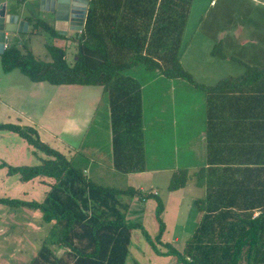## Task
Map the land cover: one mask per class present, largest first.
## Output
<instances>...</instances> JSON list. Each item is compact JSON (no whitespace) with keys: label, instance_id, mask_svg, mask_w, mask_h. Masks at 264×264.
Wrapping results in <instances>:
<instances>
[{"label":"trees","instance_id":"1","mask_svg":"<svg viewBox=\"0 0 264 264\" xmlns=\"http://www.w3.org/2000/svg\"><path fill=\"white\" fill-rule=\"evenodd\" d=\"M168 1L172 0H163L160 5L167 7ZM157 3L158 0H89L83 29L73 37L77 42L74 64L68 63L66 49L54 44H47L50 61L41 60L31 49L23 52L17 46H9L2 53V63L4 70L18 69L34 82L102 85L110 101L113 167L125 174L146 169L141 85L125 72L144 64L149 70L158 69L205 92L210 158L207 166L193 171L196 184L206 188V196L194 201L196 208L203 212L200 223L181 249L164 242L162 232L166 225L160 216L162 203L157 211L160 234L154 239L141 223L130 222L127 214L134 198L144 201L149 196L158 197L156 193L133 186L121 189L100 185L66 154L41 141L34 128L1 124L0 128L20 133L46 155L37 165L11 167L10 171H20L25 181L46 178L50 188L42 201L0 197V202L40 207L47 221L55 220L58 244L69 248L65 256L58 258L44 244L29 264H126L132 231L137 228L158 255L175 256L180 264H264V256L258 255L263 233L259 221L249 225L253 229L249 250L244 247L250 231H242L241 220L223 223L233 208L252 211L255 204L264 203V161L231 158V151L241 139L237 134L233 140L230 137L232 116L235 120L246 117V105L256 100L247 97L246 77L264 73V63L251 65L227 55L216 44L212 55L240 62L246 67V75L229 76L213 85L198 82L180 61L181 34L173 46L157 49L150 45L152 41L147 42L150 29L167 31L181 23V33L192 0H174L171 10L177 14L169 16L155 15ZM37 26L53 36H63L41 20ZM213 128L217 129L215 138L211 136ZM190 172L188 167H177L168 189L185 187Z\"/></svg>","mask_w":264,"mask_h":264},{"label":"rangeland","instance_id":"2","mask_svg":"<svg viewBox=\"0 0 264 264\" xmlns=\"http://www.w3.org/2000/svg\"><path fill=\"white\" fill-rule=\"evenodd\" d=\"M249 2L251 3L250 0ZM193 4L185 33V37L190 43L182 55V60L198 82L210 85L245 70L242 64L233 61L230 57L225 60L212 55L213 47L216 44L221 45L223 51L229 56H235L249 62H264L263 37L260 42L244 48H241L238 42L236 44L231 41L230 44L224 43L221 38L215 37L217 28H230L239 20L241 21L240 11L243 8L249 9L250 14H252L250 23L262 27L264 25L263 5L250 8L248 0H214V2L212 0H194ZM37 13L40 14V19L44 21L51 19V26L56 28L55 22L48 14L40 10ZM76 32L71 30L68 39L54 37L49 31L39 28L31 33H26L28 37L24 43L20 42L14 46L23 52L31 49L41 60L50 61L52 57L47 49V44L61 45L66 48L67 61L72 65L77 53V44L72 40V36H75ZM261 34L264 36V32ZM224 35L229 34L224 33ZM153 72L158 73L159 70H149L144 64L127 70L128 74L144 83L149 77L148 75ZM189 85L197 89L200 95H203L201 89L195 85ZM156 96H158L157 103L155 102ZM169 97V93H161L158 89L151 90V86H148L145 91L144 142L148 149L150 166H157L164 162L171 163L176 160L177 146L175 144L173 150L170 142L173 129L172 114L168 110L166 102V98ZM199 97L192 103L196 107ZM192 104L190 105L191 114H193ZM195 118L197 121L199 120V113L196 112ZM6 123L17 124L24 129L34 128L35 134L41 141L66 154L75 166L86 169L88 172L90 170L91 173L86 172L87 176L100 185L121 189L131 186L138 188L142 182L152 179L149 174L143 176L126 175L113 167L110 101L108 93L102 85H55L46 81L34 82L18 69L4 70L2 54L0 53V125ZM194 125L195 121H192V126L194 127ZM177 126L179 129L176 120ZM198 136L202 137V135ZM156 141L162 142L165 152L163 156H160L158 163L154 164L155 158L149 152L150 146H153ZM45 157L43 151L29 143L20 133L11 129L0 128V197L42 201L46 195L44 193L47 189L46 184L40 180L41 185H39L38 180L25 181L21 178L20 171H10V169L24 165H37ZM155 177L156 175L153 178ZM166 180V177L156 178L159 185L157 186L158 197L149 196L144 200L148 203V207L152 208L151 213L148 209L144 212L145 214L140 215L138 213L137 217L145 220V228L154 239L160 234L161 227L157 211L162 203L163 210L160 216L164 222L167 220L170 228L173 227L168 236L177 235L182 232V228L192 231L195 228L198 215L199 218L201 215V211L199 208H195L196 203L192 200L195 197L204 196V188H197V184L194 187L187 185L180 192L172 194L164 185ZM190 180L196 182V177L191 174L188 182ZM167 194L170 196L169 201L165 199ZM166 201L170 203L169 209H165L164 203ZM192 202L194 206L188 207L187 203ZM29 208L23 207L21 204L0 202V228L2 229L0 230V264L6 255L5 249L9 248V233L13 234L11 239L13 245L16 239L22 241L19 236L23 235V227L29 226L26 222L40 221V217L46 221L44 212L40 207ZM134 209L135 207L128 218L131 217L133 221H136ZM13 220L16 224H9ZM165 230L167 231L166 228ZM166 231L162 232V239L163 235H167ZM139 234L143 240L138 243V246L146 243L152 248L140 231ZM185 241L186 239H180L177 242L174 240L170 242L181 249ZM158 247L162 246L158 244ZM164 258L168 262H159L158 264H180L175 256L169 257V260L168 257ZM164 258L158 257L157 259L162 261ZM126 264H145V260L136 257V254H129Z\"/></svg>","mask_w":264,"mask_h":264},{"label":"crops","instance_id":"3","mask_svg":"<svg viewBox=\"0 0 264 264\" xmlns=\"http://www.w3.org/2000/svg\"><path fill=\"white\" fill-rule=\"evenodd\" d=\"M161 1L163 0H158L157 6L154 11L155 15L164 14L165 16H169L172 14H177L176 10H174L173 12L171 10V5L174 4V0L168 1L167 7H162L160 5ZM250 1L251 3L248 0L250 8L256 5L264 6V0H250ZM193 2L194 0H192V4L188 11V16L190 14L192 6L194 5ZM212 2H214V0H212ZM2 4L5 5L6 13L19 14V20L29 22L27 33L29 32L31 33L34 30H37L39 28L44 29L42 26H39V27L37 26L39 20L45 22L50 27H52L51 26L52 23L50 22L51 19H47V20L45 19V21L43 19H40V14L37 13V11L40 10V7H39V3L36 1H33V0H0V5ZM188 16H187L184 26L182 25L183 30L181 33H179V30L181 27V23H179V25H177L176 27H172L167 31L166 30L161 31L159 29L158 30L150 29L148 31L149 33L147 34L148 36L147 42L152 41L150 45L157 47V49L159 47L163 48L166 46L175 45L174 40H176L177 36L181 34V38H180L181 47H180L179 56H180V61L185 69H187V67L184 65V62L182 60V55L185 52V50L188 49V45L190 43V41L187 40L185 37L187 21L189 18ZM240 16H241V21L239 20L237 23L232 25L230 28L228 27L223 28V29L217 28L215 37L221 38L224 41V43L230 44V41H231L236 44L238 42L241 48H244L250 44H256L257 42H260V40L264 38V36L261 34L264 32V25L262 27H259L258 25L250 23L252 14H250L249 9L243 8L240 11ZM165 23H167V21H165ZM70 32L71 30L68 31L67 35L54 36V37H63V38L69 39L70 37L68 36ZM224 33H227L229 35L226 36L224 35ZM27 37L28 36H26V33H24L14 40L10 39L5 49L9 46H12V45L14 46L15 44L20 43V42L24 43ZM73 37L74 36H72V40H73ZM164 42H166L165 45H163ZM56 46L65 48L64 46H61V45H56ZM146 47H148V43ZM156 53H157L156 51H153V54L154 56H156V59H159V56ZM66 54H67V50H66ZM233 61H236V60H233ZM246 62L251 65H259V64L264 63V62H249L248 60ZM244 68L246 70L245 66ZM245 70L239 74H232L230 76L235 77V78L243 77L246 75ZM125 73L128 74L127 71ZM128 75H131V74H128ZM131 76L134 77L133 75ZM148 76L149 77L147 78L145 83L140 82L136 77H134L136 80L139 81L141 85V92H142V98H143V109H144L145 91L148 86H151V90L158 89L161 91V93L163 92H166V94L169 93L170 97L166 98V102L168 105V110L172 114V129H173V132L171 133L170 142L172 144L173 150H174V145L176 144L177 156H176V160L171 163L164 162L157 166H150L149 160H148V149L144 142L146 169L142 172L128 173L126 175H138V176H143L145 174L151 175L152 176L151 180L142 182L139 185V187L136 189H139L144 192L156 193L159 195L157 191V186H159L156 181L157 177H166L167 180L164 185L166 188H168L170 177L172 176L173 171L177 167H180V166L188 167L191 171L190 174L193 175V171L197 170L198 167L202 165L207 166L209 164L207 162V158H210V155L208 153L210 147L208 146V140H207V134H206L207 96L205 92H203V95H200L199 91L195 89L194 87L190 86L189 85L190 83L187 82L186 80L179 79V78H170L164 73H162L161 71H159L158 73L153 72L149 74ZM246 78L249 81V82L247 81L246 83L247 84L246 85L247 97H249V99L254 97L256 98V100L254 101V103L246 105L247 106V116L246 117H237V119L235 120V118L232 116V120L230 123L231 124L230 125L231 140H233L234 137H236L235 135L237 134L238 137H240L239 139H241V141L237 143L238 149L232 147L233 151H231V158H236L238 160L248 159V160L264 161V103H262V99H264V73H257L256 75L254 74L253 76H247ZM213 84H216V82ZM213 84H210V85H213ZM197 97H199V100L197 102V107H196V105L192 103ZM157 98L158 96H156V100H155L156 103H157ZM191 104L193 106V114H191L190 112ZM196 112L199 113L198 121L195 118ZM143 117H144V110H143ZM176 120H177V124H179V129H178V126L176 127ZM192 121H195L194 127L192 126ZM216 128L218 129V127ZM216 128L211 129V136L213 138L216 137V130H217ZM219 131L221 132L220 129ZM198 135H202V137ZM233 144L234 143H232V145ZM150 147H151V150L149 153L151 154L153 158H155L156 162L154 164H156L158 163L157 161L159 160L160 156H163L165 152V148L163 149L162 142H159V141H156V143L153 146L151 145ZM83 170L85 173L88 172L86 169H83ZM88 173H91V171L89 170ZM154 175H156L155 178H153ZM33 180H38V182L40 180L42 183L46 184L47 189L44 192L46 194L50 188V186L46 183L48 179L36 177ZM44 180L45 182H43ZM194 182H195L194 180H190L187 183V185L189 186L192 185L194 187L196 184V182L195 183ZM39 185H41L40 182H39ZM42 185L45 187L44 184ZM202 187L204 188L203 189L204 196L199 197V198H203L206 196V188L204 186H198L197 188L200 189ZM181 189H178L175 191H170L169 189L168 190L172 192V194H175L177 192H180ZM169 197L170 196L168 195L165 199L169 201ZM196 198L198 197H195V199ZM134 199L131 202L129 212L127 214V219L130 222H139L144 227H146L145 220H143V218H139V219L137 218L138 213H140V215L145 214L144 212L148 209L150 210V213H151L152 208L148 207V203H146V201L140 200L137 197ZM195 199L192 201L194 202ZM193 202L187 203L188 207L194 206ZM164 204L166 205L165 209L166 208L169 209L170 203L166 201V203ZM22 206L29 208V206H25V205H22ZM134 207H135L134 217L137 218L136 221H133L131 217L128 218V216L131 214ZM200 214H201L200 218L198 215L199 219L197 218L195 222L196 223L195 228H193L192 231L191 230L188 231L182 228V232H179L177 235H174V236L172 235L168 236V233L172 231L173 227L170 228L169 223L167 222V220H165L166 229H167V231L166 230L165 231L167 232V235H163L162 240L164 242H167V241L170 242L171 240H174L175 242H177V241H180V239L187 240L189 236L197 228L198 224L200 223V220L203 216V212H201ZM237 219L241 220V224L243 228L242 231H246V230L250 231V234L245 238L246 242L247 241L248 242L247 243L245 242L246 245L244 249H247V250L252 248L249 243V239L253 235V229L250 228L249 225L254 223V220L259 221L258 223L261 224L260 230L262 229L263 233H261V244L258 248V251H259L258 255L264 256V203L255 204V208L252 211L233 208L231 212L227 215L223 223L233 222ZM9 224H16V222L15 220H13ZM26 224H28L29 226L27 225L24 226L23 235L19 236L22 241H19L16 239V242L12 245L11 239H12L13 234L9 233V238H8L9 248L5 249L6 255H4V258H3L4 261L1 262V264H29L32 261V259H34V257L38 254V252L40 251L41 247L44 244L49 245L53 253H55L58 258L65 256L67 254V251L69 250V248L62 246L61 244H58L57 242L58 233L54 232L55 220L44 221L40 217V221L31 220V221L26 222ZM137 229H134L132 231L130 254L131 255L136 254V257L144 258L145 264H158L159 262L161 263L168 262L164 257H168V260H169V257L171 256L157 255L154 252V250L151 247H149L148 244L146 243L145 245L138 246V243L143 240L140 237L139 231L141 234L143 233L140 229H138L139 231ZM0 230L2 229L0 228ZM185 242L183 243V245L185 244ZM158 257H163L164 260L159 261L157 259ZM135 261H137V259H135Z\"/></svg>","mask_w":264,"mask_h":264},{"label":"water","instance_id":"4","mask_svg":"<svg viewBox=\"0 0 264 264\" xmlns=\"http://www.w3.org/2000/svg\"><path fill=\"white\" fill-rule=\"evenodd\" d=\"M39 3L40 11L45 12L56 24L61 35L69 30L82 31L89 0H33ZM29 22L19 20V14L6 13L5 5H0V53H4L10 39L14 40L27 33Z\"/></svg>","mask_w":264,"mask_h":264}]
</instances>
